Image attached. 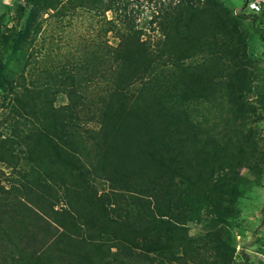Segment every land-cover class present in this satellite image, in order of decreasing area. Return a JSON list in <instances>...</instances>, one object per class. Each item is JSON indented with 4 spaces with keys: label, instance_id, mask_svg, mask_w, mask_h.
Here are the masks:
<instances>
[{
    "label": "trees",
    "instance_id": "obj_1",
    "mask_svg": "<svg viewBox=\"0 0 264 264\" xmlns=\"http://www.w3.org/2000/svg\"><path fill=\"white\" fill-rule=\"evenodd\" d=\"M196 1L155 10L162 37L154 44L141 37L122 0L14 4L13 25L0 24V106L13 120L10 133L0 131V161L13 166L8 183H0V264H164L177 251L197 263L237 264L231 250L224 261L204 259L185 224L207 206L218 219L234 218L237 199L261 174L264 152L256 157L249 124L255 107L264 110V72L247 53L243 20L264 40V17ZM83 3L104 16L111 11L124 27L116 44L105 45L108 64L89 66L87 54L67 73L49 69L29 83L23 72H12L10 56L32 46L43 12L74 13ZM201 48L212 53L198 67L184 66ZM169 59L175 72H164ZM99 67L109 86L85 94L82 73L89 84ZM58 93L66 103L55 104ZM197 106L217 110L215 120L196 116ZM83 135L96 139L94 174L111 193L91 187L82 168ZM247 171L257 172L254 180Z\"/></svg>",
    "mask_w": 264,
    "mask_h": 264
},
{
    "label": "rangeland",
    "instance_id": "obj_2",
    "mask_svg": "<svg viewBox=\"0 0 264 264\" xmlns=\"http://www.w3.org/2000/svg\"><path fill=\"white\" fill-rule=\"evenodd\" d=\"M177 1L178 0H122V3L127 5L128 10L126 12H130L134 16L138 24L137 27L143 30L141 37L146 38L150 44H154L162 37V30L157 22H152V15L155 10L159 11V9L168 6V3H172L173 5ZM16 2L17 0H0V24L8 25V27L13 25L12 16L14 15L13 11L16 10L14 6ZM195 3L202 8L212 10H218L223 7L237 16L243 14H260L264 17V0H197ZM60 9L61 8L57 7L55 9H47L43 12L42 19H40L39 22L38 20L36 21V25H39V29L32 46L28 50L22 51L19 55L15 57L10 56L9 58V68L12 72L14 71L17 74L23 72L27 83L49 69H52L55 74L62 72L67 73V70H71V67L73 68V66L77 65L83 57L88 56L87 54L91 56L88 58L89 62H91L88 64L89 66L92 62L100 66H105L109 63L106 59L105 62L103 58V53L106 49L105 45L116 44L118 38H120L118 34H122L124 29L122 23L115 19L117 17L116 15L113 16L111 11L106 12L104 16L95 9H88L85 3L77 6L74 13L60 15L58 13L61 12ZM121 13L124 14V11ZM110 19H112V22L108 21ZM19 26L20 28L24 26V19ZM243 26L248 36L246 40L247 53L252 60L253 66L258 68L260 72H264V40L253 32L249 20L244 19ZM92 47L95 48L90 50ZM156 48L157 46H155V50ZM211 53L212 51L210 49L201 48L190 58L183 60V65L198 67ZM29 54L31 55L29 56ZM27 59H29V64L26 62ZM95 63L94 65H97ZM221 63H227V59H224ZM80 64H82V62ZM167 64L168 67L164 72H175L172 59L167 60ZM74 70H77V67ZM87 76H89L87 72H83L81 75V77L84 78L82 80L86 79L83 86H88L83 88L85 94L89 90L98 94L109 86L106 72L101 69L96 72L95 77L89 84L86 83ZM60 77L61 76L58 75V80H61ZM2 94L3 93H0V103L3 102ZM9 96H11V94L7 96L6 100L10 98ZM55 96L56 105L67 102V96L65 94L58 93ZM4 111L5 109L0 106V131H2V137H4L6 133L11 132L10 121H13L5 117L6 113H4ZM194 113L207 123H212L216 118L217 110L209 106H197ZM227 115L230 117V114L227 113H224L220 117L226 118ZM252 119L249 125L254 131L255 140L258 141V147L255 151L257 157L260 155L261 151L264 152V110L255 107V113H253ZM89 126L94 127L95 123H90ZM83 139L85 140L86 149L83 151L85 163L83 162L82 168L90 172L88 179L90 180L91 187L98 193L102 191L111 193L112 190L109 182L94 174V171L98 167L97 153L95 152L93 154L92 152V147L96 139L90 140L86 135H83ZM23 162L24 161H20L17 167H21L22 169L25 168L26 165H24ZM259 166L262 170L257 181H253L255 183H249L250 186H248V188L244 190V193L237 199V213L234 218L225 216L223 219H218L215 213L207 206L200 211L197 219L195 218L193 221L185 224L188 236L191 237L194 245L200 246L199 250L204 259L209 261L219 257L224 261L226 258L224 251L227 252L231 250L230 254L232 255L233 263L264 264V162H260ZM11 171H13L12 165L0 161L1 184L8 183L7 177ZM256 173V171H247L244 172V176H249L250 180H254L257 176ZM15 176H17V173H15ZM62 202L61 205L58 206L66 207V204ZM130 202L131 201L128 203ZM58 206L55 208H60ZM211 233L215 234L211 239L220 242V251L216 250L215 243L210 241L209 238ZM173 255L176 257L172 263L165 262L164 264L203 263H197L189 258L183 257L181 251H177L175 254L173 253ZM173 255L171 254L170 256ZM157 263L158 262L154 264Z\"/></svg>",
    "mask_w": 264,
    "mask_h": 264
},
{
    "label": "built area",
    "instance_id": "obj_3",
    "mask_svg": "<svg viewBox=\"0 0 264 264\" xmlns=\"http://www.w3.org/2000/svg\"><path fill=\"white\" fill-rule=\"evenodd\" d=\"M254 7V6H253Z\"/></svg>",
    "mask_w": 264,
    "mask_h": 264
}]
</instances>
